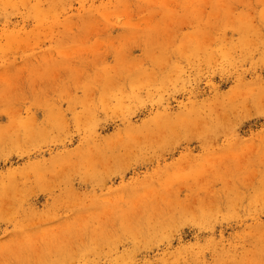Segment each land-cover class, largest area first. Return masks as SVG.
Here are the masks:
<instances>
[{"label": "rangeland", "instance_id": "obj_1", "mask_svg": "<svg viewBox=\"0 0 264 264\" xmlns=\"http://www.w3.org/2000/svg\"><path fill=\"white\" fill-rule=\"evenodd\" d=\"M0 264H264V0H0Z\"/></svg>", "mask_w": 264, "mask_h": 264}]
</instances>
